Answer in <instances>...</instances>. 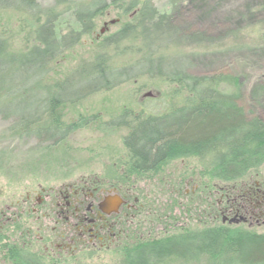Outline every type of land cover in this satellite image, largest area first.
I'll list each match as a JSON object with an SVG mask.
<instances>
[{
	"label": "rangeland",
	"instance_id": "rangeland-1",
	"mask_svg": "<svg viewBox=\"0 0 264 264\" xmlns=\"http://www.w3.org/2000/svg\"><path fill=\"white\" fill-rule=\"evenodd\" d=\"M58 1L35 0L41 14L55 16L58 23L60 19L66 22L63 29L65 32L72 26L73 10L79 3L89 0H62L64 4L61 0ZM151 3L157 10L164 11L169 0H152ZM1 5L5 6L6 2ZM247 7L256 10V18L264 17V0H194L191 5L182 4L173 25L182 34L200 33L206 39V43L201 42L203 44L177 50L188 58L186 73L204 78L221 77L224 83L220 85V89L229 93L234 92L237 83L241 92L238 105L247 117L259 118L264 122V43L259 39L260 28L251 26L249 19L243 17ZM84 8L89 9L90 5ZM84 8L82 11L86 10ZM121 14L115 6H110L101 15H97L92 22V32L51 62L46 80L51 83L62 82L81 65L93 62L96 56L104 57L106 65L114 63L117 68L126 66L136 70V43L128 39L117 45L112 44L113 36L126 22ZM47 18L43 19V23ZM50 24L58 26L56 23ZM32 31V24L23 14L12 9L0 11V37L8 40L13 52L35 44ZM235 33L234 38L232 35ZM181 42L183 41L180 40L179 43ZM170 67L171 64L165 62L153 68L164 74L178 72L176 68L172 70ZM180 67H184V61ZM110 79L116 82L118 77ZM103 85V82L91 80L82 92L71 96L87 95ZM71 93L73 92L69 91L67 95ZM146 94L151 96L144 97ZM192 102L188 94L163 79L140 77L107 92H97L75 104L62 107L58 112L59 124L74 130L67 133L65 140L55 146L21 135L14 131L10 121L0 118V195L5 198L4 201H8L20 196L26 189L38 186L44 189L69 183L77 175L111 180L106 177L108 172L115 171L117 174L119 168V171L128 170V157L122 139L127 136L135 120L161 115L191 105ZM160 167L153 173H140L137 177L129 174L125 178L126 183L134 187L139 202L144 207L140 224L136 223L137 236L140 238L132 241L130 247L136 243L143 245L165 240L166 236L178 234L181 226L186 223L191 235L199 230L198 192H194L192 187L207 184L209 181L203 173L201 163L196 158H185L169 161ZM254 172L264 173V161L249 170L248 174ZM164 182L181 186L183 192L168 190ZM215 183L225 185L214 180L209 185ZM179 202L180 206L177 204ZM169 216L173 220L172 230L166 227L171 226L167 222ZM254 232L258 234L262 231ZM227 234L231 236L238 234V231H229ZM22 239L1 238V242L20 253L21 249L26 251L21 246ZM249 246H242L240 252L233 242L228 245L219 241L210 242L206 247L217 249L218 256H202L186 264H264L261 263L263 261L249 262ZM233 248L236 251L231 255ZM221 251L225 253H220ZM1 252L0 264H11L10 258H14V255L8 256L5 254L6 250ZM119 259L118 256L104 252H92L75 255L71 259L62 257L60 262L49 259L46 263L120 264ZM162 264L180 263L170 258Z\"/></svg>",
	"mask_w": 264,
	"mask_h": 264
},
{
	"label": "trees",
	"instance_id": "trees-1",
	"mask_svg": "<svg viewBox=\"0 0 264 264\" xmlns=\"http://www.w3.org/2000/svg\"><path fill=\"white\" fill-rule=\"evenodd\" d=\"M151 1L89 0L79 3L73 10L72 26L63 32L66 22L60 19L58 23L55 16L41 14L35 0H0V11L12 9L30 21L35 43L13 52L8 40L0 37V118L10 121L14 131L21 135L55 146L74 130L59 124L58 112L66 104H75L91 94L107 92L140 77L160 78L184 91L193 102L133 122L122 140L131 171L147 172L163 162L196 158L209 180L206 186H210L213 180L225 185L236 184L264 161V122L247 117L238 105L241 92L237 83L234 92L229 93L220 89L224 83L221 77L204 78L186 73L188 58L177 50L203 44L201 42L206 39L200 33L182 34L173 21L182 4L191 5L194 0H169L164 11L157 10ZM4 2L6 5H1ZM88 5L89 9L84 8ZM110 6H115L126 19L113 36L112 44L128 39L136 43L137 69L117 68L114 63L106 65L104 57L96 56L93 62L81 65L62 82L47 81L51 62L90 34L93 20ZM82 8L86 10L82 11ZM132 12L134 14L129 17ZM255 16L256 10L251 7L243 13L251 26L260 28L259 39L264 43V17L258 19ZM235 35L232 36L235 38ZM180 40L183 42L179 43ZM182 61L184 67H180ZM165 62L178 72L164 74L157 68L155 71L153 67ZM114 76L118 77L116 82L110 79ZM91 80L104 85L87 95L71 96L82 92ZM69 91L73 93L67 95ZM227 235L221 232L219 237L206 234L204 238H171L138 245L127 252L125 264H162L170 258L180 264L192 263L202 256H218L217 249L206 247V244L217 241L227 245L233 242L240 252L242 246L250 245L247 250L249 262L264 263V236ZM234 251L235 248L230 251L231 255L235 254Z\"/></svg>",
	"mask_w": 264,
	"mask_h": 264
},
{
	"label": "flooded vegetation",
	"instance_id": "flooded-vegetation-1",
	"mask_svg": "<svg viewBox=\"0 0 264 264\" xmlns=\"http://www.w3.org/2000/svg\"><path fill=\"white\" fill-rule=\"evenodd\" d=\"M167 162L140 173H153ZM127 167L126 172L119 171L121 168L117 174L108 172L106 177L111 180L77 175L69 183L26 189L6 202L0 195V253L6 250L8 256L14 255L11 264H51L46 261L60 262L66 256L71 259L79 254L104 252L120 257L119 263L125 264L127 252L140 245L130 247L132 241L140 238L136 223L140 224L144 212L134 187L125 181L129 174L137 177L140 173H133L129 164ZM163 184L170 191L183 192L177 184ZM192 188L198 192V232L191 235L186 223L178 234L159 242L204 238L206 234L219 237L221 232L233 230L248 237L264 236V173L247 174L236 184L202 183ZM177 204L180 206V202ZM167 222L171 223L167 229L172 230L171 216ZM255 230L262 232L254 234ZM1 238H23L21 246L26 251L21 249L18 253L11 246L2 245Z\"/></svg>",
	"mask_w": 264,
	"mask_h": 264
},
{
	"label": "water",
	"instance_id": "water-1",
	"mask_svg": "<svg viewBox=\"0 0 264 264\" xmlns=\"http://www.w3.org/2000/svg\"><path fill=\"white\" fill-rule=\"evenodd\" d=\"M151 96V94H146V95H144V97H150Z\"/></svg>",
	"mask_w": 264,
	"mask_h": 264
}]
</instances>
